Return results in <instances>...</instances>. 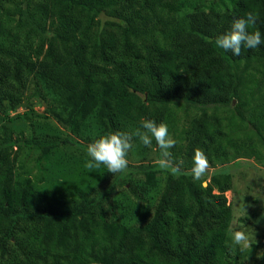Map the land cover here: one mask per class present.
Listing matches in <instances>:
<instances>
[{"label":"trees","instance_id":"obj_1","mask_svg":"<svg viewBox=\"0 0 264 264\" xmlns=\"http://www.w3.org/2000/svg\"><path fill=\"white\" fill-rule=\"evenodd\" d=\"M193 2L40 1L45 45L27 99L64 133L38 130L30 107L21 114L26 134L0 116V264H235L224 243L232 219L227 166L236 152L264 163V44L237 57L215 41L249 12L258 17L249 32L264 37V0ZM178 108L187 126L176 127ZM143 120L168 126L180 174L160 169L153 139L154 161L104 186L45 180L68 166V148L87 150ZM197 148L211 165L204 187L191 175ZM135 175L141 180L130 181ZM150 191L151 215L128 222L126 202L115 197L142 200Z\"/></svg>","mask_w":264,"mask_h":264},{"label":"rangeland","instance_id":"obj_2","mask_svg":"<svg viewBox=\"0 0 264 264\" xmlns=\"http://www.w3.org/2000/svg\"><path fill=\"white\" fill-rule=\"evenodd\" d=\"M40 1L0 0V116L4 124L16 131L24 129L26 134L27 121L21 118V114L30 107L35 113L33 119L38 130L47 129L63 135L64 132L51 118L42 120L36 116V113L43 112L44 106L33 99H27L34 65L45 45L41 29L46 23V8L40 6ZM193 1L197 0H189L191 3ZM183 113L181 108L174 110L172 118L178 128L187 126ZM259 146H256V150L261 149ZM65 157L68 166L59 170L53 168L45 180L64 183L71 179L88 188L104 186L113 176L104 165L98 171L86 169L84 165L91 159L87 156V150L72 146L68 148ZM127 159L129 163L125 173L131 171L129 166L154 161L155 157L150 148L133 139V148ZM227 167L232 170L233 176L230 189L224 192L232 210V219L224 239L226 257L235 264H264V163H258L252 155L241 156L236 152ZM156 176L162 178L157 181V188H160L163 173ZM141 178L135 175L130 181L138 182ZM45 180L44 183H47ZM155 196L150 191L142 200L130 194H122L115 199L121 203L126 202L125 219L132 224H140L151 215ZM235 230H244L249 235L252 246L243 252L232 244L231 237Z\"/></svg>","mask_w":264,"mask_h":264},{"label":"clouds","instance_id":"obj_3","mask_svg":"<svg viewBox=\"0 0 264 264\" xmlns=\"http://www.w3.org/2000/svg\"><path fill=\"white\" fill-rule=\"evenodd\" d=\"M257 14L249 12L246 18L235 19L231 29L216 38V45L233 56L239 57L242 48L256 49L264 44L261 31L249 32V27L257 22ZM138 138L145 147L151 148L153 139L158 146L160 159L157 164L162 170H170L175 174L181 173L183 161L174 162L170 149L174 148L177 141L169 134L168 126L164 123L157 124L153 120H143L141 126L133 132L116 131L101 136L87 146V156L90 157L84 167L90 171H98L101 165L113 175L123 173L128 167V153L133 148V138ZM210 162L203 150L197 148L192 157L191 175L195 181L206 186V177L210 172ZM232 244L241 252L251 247L249 235L244 230H235L232 233Z\"/></svg>","mask_w":264,"mask_h":264}]
</instances>
